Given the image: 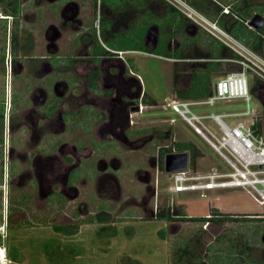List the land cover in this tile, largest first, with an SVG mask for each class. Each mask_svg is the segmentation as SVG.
Returning <instances> with one entry per match:
<instances>
[{"label":"rangeland","instance_id":"374dc122","mask_svg":"<svg viewBox=\"0 0 264 264\" xmlns=\"http://www.w3.org/2000/svg\"><path fill=\"white\" fill-rule=\"evenodd\" d=\"M57 1L61 0H19L16 17L11 15L17 2L8 6L6 0L0 4V102L4 105L1 115L4 143L0 146V260L4 254L7 260L16 264H171L172 246L175 245L176 237L200 238L202 243L208 244L225 228L241 235L242 226H247L246 222H205L201 226V222L186 218L173 221L156 218V213L164 211L167 214V210L173 214L183 211V217H208L214 206L233 217L252 218L255 213L264 214V204L259 203V196L248 187H217L209 191L187 192L174 190L172 175L165 173L163 168L161 170L158 161V149L169 145L171 141H191L197 149L193 162L181 175L186 183L221 179L216 175L229 169V165L222 162L201 136L171 110V104L179 99L172 87L174 61L146 52L129 51L120 57H104L103 65L112 71L109 80H113L111 89L114 93L112 97L100 102L99 107L93 108L101 111V116L98 113L94 116L92 108L77 114L78 120H83L85 125L88 117L87 128H83L82 124L77 127L71 123L65 131L63 121L56 116L54 130L58 133L54 136L55 150L51 160L53 177L49 180L52 186L46 190L57 194L61 192L63 197L55 202L44 201L45 197L37 195L28 184L19 188L14 186L15 177L10 167L11 162L14 161L15 165L16 161L12 157L10 162L7 154L12 145L10 119L23 112L21 110L26 106L23 93L27 92L26 86L34 81L31 78L41 75L42 62L52 54L66 56L71 53L75 56L77 48H74V40H79L76 33H83L84 26H76V29L64 26L61 20L65 4ZM76 1L79 2L76 3L81 9L84 22H90L99 11V0H95V4L92 0ZM172 1L181 7L184 5L180 0ZM73 9L71 7L70 11ZM181 9L187 12L190 10L188 7ZM105 12H108L107 8ZM13 18L18 21L15 55L9 46V28ZM190 29L193 35L198 28L192 25ZM54 30L59 35L52 38ZM156 32L157 28L151 26L145 37L150 47L154 46ZM50 39L58 46L57 49L48 51ZM98 40L101 41V38L98 37ZM173 43L172 46L175 45ZM77 44L81 46L84 43L78 41ZM80 54H86V51ZM2 56H5L4 60ZM127 57L133 58L132 66L127 63ZM194 64L191 59H182L177 67L182 73H190ZM226 67L221 73L227 70ZM223 75L218 73L212 77V90L215 81ZM247 77L251 88L253 78L249 74ZM188 81L189 75L184 77L182 85L186 86ZM142 96H148L155 102L151 106L138 104L140 106L137 111L133 105L127 107L123 101H118L119 97L139 100ZM14 97L17 98L15 102ZM77 101L78 98L71 99L69 105ZM246 107V103L240 100L220 101L210 106H197L193 111L202 116L214 114L233 126L239 121L247 124L252 120L250 117H226L224 114L242 112ZM249 107L252 109L251 117H263L264 86L261 81L251 90ZM205 122L210 129L216 130V124L211 118ZM85 129L88 132L85 133ZM124 131L127 140L132 143L131 147L123 143V140L115 142L114 137L119 134L122 138ZM26 139L27 134L23 135L22 140ZM64 140L70 142L66 145ZM71 142L85 145L79 152H72ZM22 149L23 144L20 143L15 151ZM68 153L79 156L87 153L89 159L85 165H80L76 158L71 162L66 160ZM111 157L116 158L118 180L112 179L103 184L100 162H109ZM8 168L7 176L4 171L6 169L7 173ZM16 168L17 172V165ZM148 173L149 182L146 180L144 183L138 178ZM208 175L213 177H205ZM67 177L72 187H64L63 182ZM152 185L156 187L157 193H152ZM89 219L93 223H84ZM102 228L103 232H99ZM160 231L164 233L162 237ZM259 246L257 242L251 252L256 259H261Z\"/></svg>","mask_w":264,"mask_h":264},{"label":"trees","instance_id":"16d2710c","mask_svg":"<svg viewBox=\"0 0 264 264\" xmlns=\"http://www.w3.org/2000/svg\"><path fill=\"white\" fill-rule=\"evenodd\" d=\"M6 0H0V4ZM95 4V0H92ZM195 8L202 15L216 22L218 26L226 31L253 51L258 53L263 51L264 37L262 29L249 27V20L255 15L264 16V2L253 3L251 0H180ZM17 2L13 7L11 16L18 15L19 0H7V5ZM180 4H175L172 0H99V11L91 21V32L94 39L90 47V54L95 62L100 57H108L115 51H139L174 59V77L172 87L174 94L181 100H198L207 98L211 92V81L214 75L227 74L231 69L223 73L222 69L226 66L225 59L238 57L233 51L224 46L217 38L210 35L205 29L196 25L180 9ZM107 8L108 12H105ZM227 9V12H223ZM96 19V20H95ZM95 20V23H94ZM17 20L13 18L9 32V46L15 55L18 43ZM97 23V24H96ZM14 25V26H13ZM192 25L198 29L191 34ZM151 26L157 28L155 43L150 47L145 42V37L149 33ZM13 29V30H12ZM101 38V41L98 40ZM175 42V43H173ZM175 45H171V44ZM5 59V56H2ZM181 59H204V66H196L190 73H182L178 69V60ZM223 59V60H222ZM127 63L133 65V58L127 57ZM189 81L183 86L184 77ZM259 80L252 79V89L255 88ZM264 86V85H263ZM92 89L96 88L95 82H90ZM153 105L155 102L148 96H142L136 103ZM4 112L3 102H0V130L2 126L1 115ZM262 116L253 119L252 128L257 135L261 134ZM3 138L0 133V143ZM190 151L195 154L197 149L191 141H171L167 147L159 150V168H163V156L167 152ZM192 163V162H191ZM156 213V218L163 221L186 220L181 211L175 216L167 210ZM217 211V210H216ZM215 211V212H216ZM224 218L232 219L231 216L224 215ZM203 219V218H202ZM248 219V218H245ZM193 220V219H192ZM244 220V219H243ZM85 221V220H84ZM100 222L102 219L99 220ZM84 223H93L92 219ZM105 229V228H104ZM103 232V228L101 231ZM203 234V230L201 231ZM113 234V233H112ZM162 237L164 233L160 231ZM221 239H225L220 241ZM241 238L240 240H242ZM219 243L206 245L199 239H189L184 236L176 237L172 246L173 259L171 264H197L203 259L210 264H228L239 261V255L245 253L244 245H249L248 239H243L239 243L238 237H233L226 231L218 238ZM249 242V243H248ZM203 250V252H202Z\"/></svg>","mask_w":264,"mask_h":264},{"label":"flooded vegetation","instance_id":"af4514ba","mask_svg":"<svg viewBox=\"0 0 264 264\" xmlns=\"http://www.w3.org/2000/svg\"><path fill=\"white\" fill-rule=\"evenodd\" d=\"M212 1H216V0H212ZM57 2L61 4H65L64 5L65 7L62 10L63 20L61 21L66 28L76 29L81 26L82 27L84 26L82 34L76 33V35L79 36V40H74V43H76L74 48H77L75 49L77 53L75 52L76 53L75 56H72L71 53H69L66 56L63 55L59 56L57 54L48 55L46 60L42 62L43 64H42L41 75L38 74L34 75V79L31 78V80L34 81L31 83H35V84L30 83V85L26 86L25 88L27 92L25 91L23 93L24 95L23 101L26 104L24 110L23 109L21 110L23 112L17 115L16 117L12 116V118L10 119L9 131L11 136L10 141L12 145L7 152L10 162L12 157H14L15 158L14 160L16 161L15 165H14V161L11 162V167H10L11 173L13 171L14 173L13 176L15 177L16 183H13L14 186H16V188H19L22 185L25 186L28 184L30 189L34 188L33 190L37 192V195H42L43 197H45L44 201L47 200L50 202L53 201L55 202L57 200L59 201V199L63 197L61 192L57 194V193H53L52 190L51 191L46 190L47 187L52 186V184L51 185L49 184V180L53 177L52 175L53 161L51 162V160L53 159L52 158V156L54 155L53 151L55 150L54 136L58 133V131L54 130L56 128V126L54 127V125H56V123H54L56 116H59L60 119L63 121L64 123L63 130L65 131L67 129V125H71V123L72 125L75 124V126L77 127L78 126L80 127L82 124L83 128L85 127L87 128L89 122L88 117L86 116L87 125H85L82 123L83 120H78L77 114L82 111H90L89 109L91 108L93 109L95 108V106L99 107L100 102L107 99L108 97H112L114 93V91L111 89L113 88L111 87V84H113V80H109L111 78L112 71L109 67H105L103 65L105 64L102 61L104 57H100L98 61L95 62L90 54V47L94 43V39L91 32L92 20H90V22L89 21L84 22L81 9L76 3L78 1L61 0ZM187 6L189 7V5L186 3L182 5V7H187ZM71 7H74L72 11H70ZM261 16L264 18L263 15ZM262 28L263 29L261 34L264 37V24ZM58 35L59 33L56 30H54V34L51 37L54 38V36L57 37ZM78 41H82L86 46L84 44H83L84 46L83 45L80 46V44H77ZM47 48L48 51H50V49H57L58 46L54 45L53 41L51 40V42L47 44ZM83 50L86 51V54H80V52ZM110 52L112 53L110 56L116 55L117 57H120V55L115 51H110ZM172 60L174 61V59ZM192 61L195 62V64L193 65V69L196 66L203 67L205 64L204 62L205 60L202 61V60L193 59ZM73 73L74 75H72ZM115 75H117V73L114 74V78H116ZM92 81L95 82L96 85L95 89H92L90 87V82ZM79 89H81V91H79ZM77 90L79 92H77ZM77 98L79 99V101H77V103L73 102L72 103L73 105L70 106L69 100L77 99ZM16 99L17 98L14 97L13 101L15 102ZM109 99L111 100V98ZM118 101L120 102L123 101V103H125L127 107H131L133 105L137 111L139 110L138 106L142 105V102L136 103L137 100L135 98L125 100L119 97ZM93 110L92 112L94 116L96 115V113H98L100 116L103 114V113H99L101 111H98L96 109ZM3 131L4 130L2 128L0 130L1 135L3 134ZM86 132H88L87 129H85V133ZM26 134H27V139L23 141L22 140L23 135ZM126 135L127 134L125 133V131L123 132L122 138L119 136V134L116 135L114 137L115 142L118 143L119 141L123 140V143H126L131 147L132 143H130L127 140L128 136ZM68 142L70 141L68 140L63 141V143L66 145ZM3 143H4V138L2 143H0V146H3ZM20 143L23 144V149H22L23 151H15L17 145ZM84 145H85L84 143L71 142V150L72 152L74 150L75 152L76 151L79 152L80 149L83 148L82 146ZM161 148L163 147H160L158 149V153ZM172 152H176V151H172ZM187 152L189 154V164H190L191 162H193L194 154L192 155L190 151ZM101 153L103 154V152ZM84 155H86V157ZM65 158L68 161L70 160L74 161L72 159L76 158L75 159L76 162L81 163L80 165H85L89 159V156H87V153L86 154L83 153V155L81 156H79V154L74 155V153L73 154L68 153V156ZM111 158L112 159L109 162H104V161L100 162L101 166H99L100 167L99 169L102 171L101 174H103L101 175L100 178H103L101 179V183L103 184L108 181H111L112 179L118 180L117 177L118 169L116 166L117 163L116 158L115 157H111ZM16 165L19 169L17 172L15 171V169L17 170ZM80 165L77 164V166L79 167ZM12 167L14 168L13 170ZM8 175H9V168L7 170V176ZM138 178L141 181H145L144 183H146V180H148V182L150 180V174L148 173V175L145 174L144 176L140 175L138 176ZM63 184H65L64 187L66 186L72 187L73 185L72 182L69 181L68 177L65 180V182H63ZM147 189L150 188L147 187ZM151 190L152 193L154 192L157 193L156 187L154 188L153 185ZM195 191H203V190L196 189ZM205 191H209V190H205ZM179 212L180 211L174 213L178 214ZM181 213L182 215L179 216L183 217L184 215L183 211H181ZM176 214L174 215L177 216ZM225 214L227 216H231L232 219L224 218ZM254 216L255 217L248 219L237 218V217H233V215H229L228 213L221 212L220 210L217 209L216 206H214L211 208L208 217L194 218V217L184 216V218H187L188 220L191 221H199L201 222L200 223L201 226L205 222H216V223H224L228 221L230 222L236 221L239 223L246 222L247 226L246 225L242 226L241 235L236 233V231L231 233L232 231L229 232L228 228H225L221 233L217 234L211 242H209L206 245H209L211 243H219V241H217L218 238L222 233L226 231L227 233H230L233 237L237 236L239 239V243H241L240 241H242L243 239H248L250 241L249 245H244V250L246 252L239 255L240 260L228 264H264V214L255 213ZM248 222H250V224H248ZM252 222L260 223L261 225H255ZM241 238L243 239L240 240ZM222 240H224V242L222 243L226 242L225 239H221L220 241ZM257 242L260 243L259 247H260L261 259H256L255 257H253L251 253L254 250V247L256 246ZM241 244H243V242ZM197 264H210V263L206 259H203Z\"/></svg>","mask_w":264,"mask_h":264},{"label":"built area","instance_id":"2783aa9c","mask_svg":"<svg viewBox=\"0 0 264 264\" xmlns=\"http://www.w3.org/2000/svg\"><path fill=\"white\" fill-rule=\"evenodd\" d=\"M182 7H180L181 9ZM182 10V9H181ZM182 12L196 25L205 29L210 35L217 38L226 48L233 51L238 57L225 61L237 69H231L227 74L219 77L213 86L211 94L204 99L177 100L171 104V110L181 116L194 131L201 136L206 144L220 157L222 162L229 165V169L221 172V179L190 185H182L181 176L184 172L174 175L175 190L181 189H215L219 188H244L253 189L259 196V203L264 204V137L257 135L252 128L253 114L249 107L251 93L247 75L257 78L264 85V58L253 52L245 45L232 37L226 30L220 28L216 22L208 21L194 11ZM226 12L227 9H224ZM119 55L122 52H118ZM242 101L246 103V110L238 113L224 114L226 117H250V123L237 122L230 126L219 119L218 116H202L193 111L197 106H210L220 101ZM211 118L216 124V130L210 129L205 122ZM6 175V169H5ZM205 177L212 178V175ZM5 259L3 264H9Z\"/></svg>","mask_w":264,"mask_h":264},{"label":"water","instance_id":"95a60500","mask_svg":"<svg viewBox=\"0 0 264 264\" xmlns=\"http://www.w3.org/2000/svg\"><path fill=\"white\" fill-rule=\"evenodd\" d=\"M264 24V18L255 14L248 22L249 27L253 29H260ZM262 135L264 137V115L262 117ZM163 168L165 173L185 172L189 168V154L187 151L169 152L163 157ZM9 264H16L10 262Z\"/></svg>","mask_w":264,"mask_h":264},{"label":"crops","instance_id":"0c3cea01","mask_svg":"<svg viewBox=\"0 0 264 264\" xmlns=\"http://www.w3.org/2000/svg\"><path fill=\"white\" fill-rule=\"evenodd\" d=\"M188 7V6H187ZM183 8V7H182ZM191 11H194V12H196L199 16H202V17H204L205 19H207L208 21H211V19H209L208 17H206V16H204V15H202L199 11H197L195 8H193V7H191V6H189L188 7ZM214 22V21H213ZM220 27V26H219ZM221 28V27H220ZM223 29V28H222ZM224 30H227L226 28L224 29ZM233 37V36H232ZM235 38V37H234ZM236 39V38H235ZM236 40H238V39H236ZM239 41V40H238ZM240 43H242L241 41H239ZM243 44V43H242ZM243 45H245V44H243ZM246 46V45H245ZM247 48H249L248 46H246ZM263 48H264V46H263ZM250 49V48H249ZM250 50H252V49H250ZM253 51V50H252ZM253 52H255V53H257L258 55H260V56H262L263 58H264V49H263V51L262 52H260V53H258V52H256V51H253ZM226 65L229 67V69H237V66H231V65H229L228 63H226Z\"/></svg>","mask_w":264,"mask_h":264},{"label":"clouds","instance_id":"9594fccd","mask_svg":"<svg viewBox=\"0 0 264 264\" xmlns=\"http://www.w3.org/2000/svg\"><path fill=\"white\" fill-rule=\"evenodd\" d=\"M111 51H115V50H111ZM116 53H118L119 51H115ZM120 52H122V54L123 53H128L129 51H120ZM226 62V61H225ZM227 63V62H226ZM250 93H251V88H250ZM253 119H254V117H253ZM164 169V168H163ZM186 172V171H185ZM184 172V173H185ZM4 173H5V171H4ZM176 173H181V172H175V173H170V175H172V177H174V175L173 174H176ZM169 174V173H168ZM6 175H7V173H6ZM173 181H174V178H173ZM174 183H175V181H174ZM176 184H178V183H175L174 184V190H175V185ZM181 184L182 185H185V186H187V185H190V183H186L185 182V180H181ZM190 189H181V190H175L176 192H187V191H189ZM200 190H203V191H205V190H211V189H200Z\"/></svg>","mask_w":264,"mask_h":264},{"label":"bare ground","instance_id":"6f19581e","mask_svg":"<svg viewBox=\"0 0 264 264\" xmlns=\"http://www.w3.org/2000/svg\"><path fill=\"white\" fill-rule=\"evenodd\" d=\"M5 259H6L5 255L3 254V256L1 257V260H0V264H2V262H4Z\"/></svg>","mask_w":264,"mask_h":264}]
</instances>
